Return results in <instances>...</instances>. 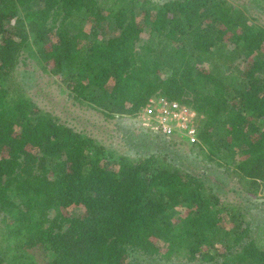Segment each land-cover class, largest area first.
<instances>
[{"label": "trees", "instance_id": "obj_1", "mask_svg": "<svg viewBox=\"0 0 264 264\" xmlns=\"http://www.w3.org/2000/svg\"><path fill=\"white\" fill-rule=\"evenodd\" d=\"M23 68L107 119L153 96L191 107L197 141L180 142L205 168L69 124ZM223 176L260 193L264 25L229 0H0V264H264V221Z\"/></svg>", "mask_w": 264, "mask_h": 264}, {"label": "rangeland", "instance_id": "obj_2", "mask_svg": "<svg viewBox=\"0 0 264 264\" xmlns=\"http://www.w3.org/2000/svg\"><path fill=\"white\" fill-rule=\"evenodd\" d=\"M229 1L248 13L254 22L264 25V11L259 6L250 0ZM22 73L25 79L24 85L32 95L36 97L40 88L42 89L40 93L44 91L45 95H41L40 98L36 97V99L42 100L44 106L49 110H54L64 121L89 132L106 144L117 148L120 152L136 156L148 154L154 150H168L169 154H173L174 157L183 162V169L205 168L204 165L194 159L188 146L180 142L181 139L175 137L169 139L160 133L147 131L140 127L134 117L107 119L98 111L91 108H81L74 105L72 100L64 99V96L60 95L56 84L48 85V82L51 81L48 77H42L41 79L38 74H33L31 70L24 71V68ZM182 140L187 141L186 139ZM219 171H223V169L220 168ZM219 171L216 169L208 170V177L216 179L218 175L222 174ZM221 176H219L220 179ZM223 178L228 182L223 189L218 188L223 197L231 200V202L244 205L255 222L264 221V202L261 200L260 195H248L249 193L243 191L239 185L234 186V182H231L233 179H227L225 176ZM68 211L71 212V209H66V212ZM151 262L154 264H181L180 261L171 262L159 257L156 260L152 259Z\"/></svg>", "mask_w": 264, "mask_h": 264}, {"label": "built area", "instance_id": "obj_3", "mask_svg": "<svg viewBox=\"0 0 264 264\" xmlns=\"http://www.w3.org/2000/svg\"><path fill=\"white\" fill-rule=\"evenodd\" d=\"M198 113L191 107L164 96H153L137 115L141 128L160 133L167 138H187L197 141ZM260 198L264 202V179L261 180Z\"/></svg>", "mask_w": 264, "mask_h": 264}]
</instances>
